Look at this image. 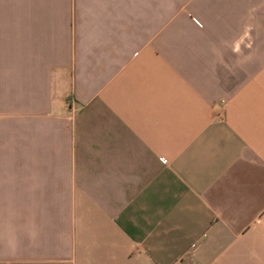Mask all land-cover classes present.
<instances>
[{"label":"crops","instance_id":"obj_1","mask_svg":"<svg viewBox=\"0 0 264 264\" xmlns=\"http://www.w3.org/2000/svg\"><path fill=\"white\" fill-rule=\"evenodd\" d=\"M0 264H264V0H0Z\"/></svg>","mask_w":264,"mask_h":264},{"label":"built area","instance_id":"obj_2","mask_svg":"<svg viewBox=\"0 0 264 264\" xmlns=\"http://www.w3.org/2000/svg\"><path fill=\"white\" fill-rule=\"evenodd\" d=\"M164 161V160H163Z\"/></svg>","mask_w":264,"mask_h":264}]
</instances>
